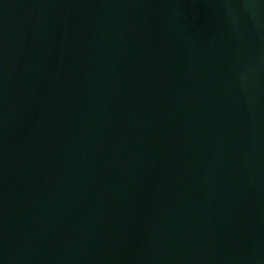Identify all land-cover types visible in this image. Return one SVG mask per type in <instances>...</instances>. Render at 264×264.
Masks as SVG:
<instances>
[{
  "label": "water",
  "instance_id": "1",
  "mask_svg": "<svg viewBox=\"0 0 264 264\" xmlns=\"http://www.w3.org/2000/svg\"><path fill=\"white\" fill-rule=\"evenodd\" d=\"M0 264H264V0H0Z\"/></svg>",
  "mask_w": 264,
  "mask_h": 264
}]
</instances>
